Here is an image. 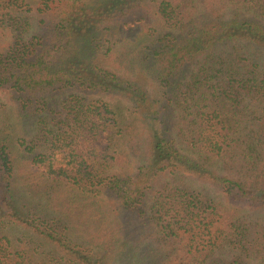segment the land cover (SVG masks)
I'll list each match as a JSON object with an SVG mask.
<instances>
[{
	"label": "trees",
	"instance_id": "16d2710c",
	"mask_svg": "<svg viewBox=\"0 0 264 264\" xmlns=\"http://www.w3.org/2000/svg\"><path fill=\"white\" fill-rule=\"evenodd\" d=\"M257 49L264 0H0V264H264Z\"/></svg>",
	"mask_w": 264,
	"mask_h": 264
},
{
	"label": "rangeland",
	"instance_id": "374dc122",
	"mask_svg": "<svg viewBox=\"0 0 264 264\" xmlns=\"http://www.w3.org/2000/svg\"><path fill=\"white\" fill-rule=\"evenodd\" d=\"M38 2H35V5L40 4ZM37 20L38 19H34L33 20V24L34 27H37ZM12 38V36H10L7 32H5V34L1 35V39L2 41L6 44L8 41H10ZM257 53H260L259 49L256 50ZM260 56H262V58H264V53H260ZM89 98L91 99H103V100H111L108 97H101V95H92ZM121 104L127 106L128 105V101L125 99L121 100ZM16 102L14 101L11 92L8 91L5 88H1L0 87V126H3L4 128H6L7 130L12 129V127L10 126V124L15 123V121L18 119V112L16 109ZM13 158L15 159V162L18 163L17 161L19 159H23L22 158V150L19 147H15L13 149L12 152ZM18 156V157H16ZM27 162H20L18 163L19 166H21V168H24L25 164ZM136 163H139L138 161ZM130 167H132V165H130ZM189 184L196 188V189H201V190H206L210 193H212L213 195H216V193L214 192L213 189H211L209 186L207 185H203V183L199 182V181H189Z\"/></svg>",
	"mask_w": 264,
	"mask_h": 264
}]
</instances>
